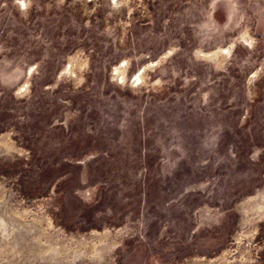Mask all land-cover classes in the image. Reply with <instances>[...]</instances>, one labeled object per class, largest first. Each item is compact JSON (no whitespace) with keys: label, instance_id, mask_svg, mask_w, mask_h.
<instances>
[{"label":"rangeland","instance_id":"1","mask_svg":"<svg viewBox=\"0 0 264 264\" xmlns=\"http://www.w3.org/2000/svg\"><path fill=\"white\" fill-rule=\"evenodd\" d=\"M0 264H264V0H0Z\"/></svg>","mask_w":264,"mask_h":264}]
</instances>
